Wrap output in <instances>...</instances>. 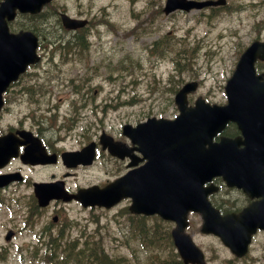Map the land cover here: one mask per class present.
Returning <instances> with one entry per match:
<instances>
[{"label":"rangeland","instance_id":"obj_1","mask_svg":"<svg viewBox=\"0 0 264 264\" xmlns=\"http://www.w3.org/2000/svg\"><path fill=\"white\" fill-rule=\"evenodd\" d=\"M163 2L164 0H52L43 8L42 31L46 33V41L51 43L59 38L58 34L63 30L57 20V11L65 10L71 15L83 13L84 17L90 19L89 26L85 29L91 30L89 40L85 35L87 47L80 56L75 51V61L62 64L61 71L58 72L62 79L68 77L76 70V66L71 65L86 58L88 72L95 86L87 108L80 112V124L70 131L65 127L58 129L54 126L52 129L54 133L63 134L68 131L69 135H73L74 138L66 137L61 143L65 147L75 146L79 139L77 135L82 134L87 125L90 136H95L101 127L118 131L121 121L134 122L149 113L151 108L154 113L164 116L176 114L172 95L176 88L188 80L198 81L195 93L206 100L216 103L225 101L223 86L234 67L236 56L257 34L264 35V21H261L264 19V0H227L224 6L216 7L215 10L193 9L168 15L160 11ZM123 30L131 31L122 33ZM158 39L159 44L165 47L164 56L158 57L155 51H149L153 42ZM44 54V61H47L49 52L45 51ZM55 60H58L57 54ZM47 66L48 64L43 63L42 69ZM38 70L39 67L29 72ZM116 74L117 76L109 79L108 76ZM59 82L60 78L46 81V86L52 93L49 102L59 103L62 115L63 111L70 108V104L69 100H65L66 97L62 100L57 98L63 93L58 88ZM118 100H122V103L117 102ZM45 105L46 103L42 105L44 109L47 108ZM14 107L16 106H11ZM6 118L10 119V116L4 112V121ZM61 120L62 116L59 117V121ZM115 165V162H107L99 156L91 168L78 169L72 180L79 183L103 181L113 176L111 173ZM47 172L37 169L32 176L45 175ZM8 200L7 197L2 207L0 205V264H45V261H39L40 258L33 256V251L31 252L35 244L32 241L38 240L40 233L36 231L38 225L33 229L23 225L27 204L24 196L19 201L10 200L5 205ZM95 211L101 212L98 214L100 222L106 224L100 235L106 233L103 245L114 264H172L169 257H165V249L154 251L151 248L152 243L158 241H136L137 238H132L129 232L120 236L118 222L111 221L114 216L112 212L117 211V207ZM69 214L79 219L81 224L89 219V210H79L74 206H70ZM48 217L49 213L46 220ZM190 223L188 232L207 251L210 264H225L228 254L221 244L213 237L199 235L200 217L191 215ZM92 225L89 222L88 228ZM7 226L16 230L12 241L4 238ZM79 235V230H70L61 238L60 248ZM85 237V234L81 235L79 241L83 243ZM159 257L164 263L158 261L161 260Z\"/></svg>","mask_w":264,"mask_h":264},{"label":"water","instance_id":"obj_2","mask_svg":"<svg viewBox=\"0 0 264 264\" xmlns=\"http://www.w3.org/2000/svg\"><path fill=\"white\" fill-rule=\"evenodd\" d=\"M49 0H2L0 1V104L1 91L9 81L36 59V37L28 30L10 33L6 18L14 17L15 10L36 12ZM225 0H165L163 11L189 10L209 4H222ZM62 23L74 28L85 20L61 13ZM264 59V41L254 40L240 55L232 75L225 84L227 102L210 104L201 98L194 106H187L186 93L194 83L184 84L176 93L178 114L167 119L149 118L137 127L125 126L133 141L146 134L145 142L140 139L139 147L147 158L144 165L130 169L114 181L99 187L93 185L79 190L74 196L83 204H98L109 207L121 197L130 196L133 212L158 213L165 218L175 219L172 230L174 243L185 262L204 263L203 254L184 233L185 214L188 209L201 211L202 231L220 234L223 241L234 248L244 249L249 231L254 223L264 227L263 200L258 221L243 211L250 229L243 233L233 229L230 215L220 218L206 199L209 188L202 184L214 175L227 179L228 184L243 186L246 191L261 193L264 189V77L256 74L254 61ZM229 120L236 121L244 134L245 146L239 148V138L221 137L211 142L213 135ZM7 137L0 138L1 152L6 148ZM102 142L105 144L106 139ZM111 147V143L108 144ZM87 159V155H85ZM85 161L80 153L68 154L67 163ZM90 161V159L86 160ZM133 164V162H131ZM263 173V175H262ZM36 196L41 204L50 197L59 196L53 188L36 185ZM52 193H47V191ZM69 197V196H67ZM246 211H250L248 207ZM238 237V239H237Z\"/></svg>","mask_w":264,"mask_h":264},{"label":"flooded vegetation","instance_id":"obj_3","mask_svg":"<svg viewBox=\"0 0 264 264\" xmlns=\"http://www.w3.org/2000/svg\"><path fill=\"white\" fill-rule=\"evenodd\" d=\"M42 32L40 30V55L41 61L38 64L39 70L36 74L27 73L21 74L17 77L16 80L11 81L5 90L3 91L4 104L6 106L14 105L16 107L10 109L8 114L11 115V120L7 122L0 121V135L5 133H10V142L9 145L16 147L17 153L13 157H11L4 165L0 167V174L2 173H15L18 175L17 179L9 181L7 184L0 186V205L7 200V197L10 199L15 198L14 195H27L29 196L31 193V182L34 180L38 181H49L54 179H63L65 182V187L71 192L75 191L80 186L89 185L88 183H79L76 180H72V178L76 177V171L80 168H86L89 166H93L94 162L97 161L98 157L103 154L104 160L107 162H115L116 165L112 171L113 175H118L127 170V163L129 162V157L125 156L123 158H118L112 154L105 148L102 149L100 145L96 144V155L91 164H82L79 163L73 167H66L60 159V154L65 149H80L87 142L94 140L95 137L90 136L88 130H85L84 133L77 135L79 138L76 140V145L70 148H66L63 145H60V142L63 141L62 137H58L56 133L52 131L53 125L46 124L42 122V120L51 119L50 115L45 114V110L42 107V98L43 96H47L49 94V98L52 96L51 90L46 86V81L48 80H58L60 78V82L58 84V88L63 90L62 95H59L57 98L60 100L62 97L70 98L73 97V102L76 105V108H81L86 105V102L90 97V89L92 88L94 92V82L92 80L91 75L88 72V65L86 61L80 59L84 65V70H81V66L77 67V74H72L68 77L61 78L59 74L57 76H48L47 69H42ZM59 38H63L66 40L74 41L73 46H78L77 41L85 40V35L87 36V40L91 35V30L85 29H75V30H61L58 34ZM65 37V38H64ZM259 39H264L262 36H257ZM257 65L262 64L261 69L264 70V61L257 60ZM30 70H26V72ZM69 94V95H68ZM70 108L68 110L70 113L73 111V106L71 100ZM23 106L22 108H19ZM58 103H50L46 102L45 107L48 108H58ZM5 108V106H4ZM85 108V107H84ZM22 109V110H21ZM59 109V108H58ZM80 119V117H79ZM141 117L139 118V120ZM104 128H101L100 131H104ZM121 130V129H120ZM113 136L114 140L119 142H123L128 146H131V142H129L128 138L125 137L121 131H110L107 130ZM35 136L38 140L39 146H44L47 153H56V161L53 163H25L20 158V153L24 150L25 147L31 145V141H35ZM223 135H229L231 137H243L242 131L239 128V125L230 122L226 125L225 129L222 132ZM66 137H73V135L66 134ZM218 138H214L215 140ZM96 140V139H95ZM244 146V142H243ZM138 155V164L141 163V154L136 152ZM107 157V159H106ZM140 158V159H139ZM111 160V161H110ZM53 168L58 169L54 170ZM47 170V174L39 175L37 177L32 176V173L36 170ZM16 171V172H14ZM67 174V176L65 175ZM211 182L216 186L215 190L208 194V197L212 204L218 208L221 213L228 212H238L246 205L254 203L255 201H260L261 197L255 194H249L245 192L242 187L237 186H228L225 184L223 179L220 176H215L211 179ZM263 200V198H262ZM72 204L75 203L79 206L80 203L76 199H70L67 201H63L61 199H53L50 204L46 207L51 208L50 219L51 221L43 227L47 230L57 229L58 231L62 230L65 222L64 213H65V205L64 204ZM5 205H8L6 202ZM82 207V206H81ZM85 209L91 211L93 207H86ZM55 216V218H54ZM142 218H146L143 215H139ZM152 217V216H151ZM44 218V212H42V207H38L36 202L32 200L28 201V205L26 206V216L24 218L26 221L33 220L31 225H40L41 228L38 230L42 232V219ZM141 218L138 220V224L140 225ZM29 226L30 224H26ZM141 226V225H140ZM7 229H11L12 233L16 232L13 227L7 226ZM12 235V238L14 236ZM5 237V234H4ZM259 237V239H256ZM261 241V242H260ZM251 247H254L256 252H262L264 255V230H257L251 238L250 242V251Z\"/></svg>","mask_w":264,"mask_h":264},{"label":"trees","instance_id":"obj_4","mask_svg":"<svg viewBox=\"0 0 264 264\" xmlns=\"http://www.w3.org/2000/svg\"><path fill=\"white\" fill-rule=\"evenodd\" d=\"M33 23L36 24L35 20L37 18H32ZM38 27V24H36ZM72 44H69L68 42V48H70ZM163 48L164 45L162 46ZM160 52L162 49L159 50ZM160 223V222H158ZM141 225V226H140ZM140 225L136 222V220L131 224V237L137 238L136 241H141L143 232L146 235H152L155 236V228L153 224L148 223H140ZM159 230V229H158ZM165 235H162V238H158L159 242H156V247L158 249H163L164 246L161 242V240H165L166 238V232H164ZM142 235V236H141ZM87 243V242H86ZM53 251H55L56 246H53ZM75 247L73 245H68L65 247V253L59 257L53 253H46L45 256H43V260L50 264H112L113 260L110 259L105 253L104 249L101 243L100 238L91 239L87 244L83 245L81 248L77 249L75 252Z\"/></svg>","mask_w":264,"mask_h":264}]
</instances>
